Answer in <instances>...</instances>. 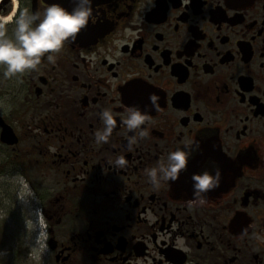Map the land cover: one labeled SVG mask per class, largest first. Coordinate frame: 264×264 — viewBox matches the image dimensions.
Segmentation results:
<instances>
[{"label":"flooded vegetation","instance_id":"flooded-vegetation-1","mask_svg":"<svg viewBox=\"0 0 264 264\" xmlns=\"http://www.w3.org/2000/svg\"><path fill=\"white\" fill-rule=\"evenodd\" d=\"M89 26L94 42L67 41L33 70L0 66V264H34L23 210L36 208L42 264H264V0H103ZM129 106L149 114L132 145ZM104 108L117 126L97 143ZM193 140L178 179L155 187L146 169ZM217 168L219 186L190 207L193 173ZM17 174L38 201L18 200Z\"/></svg>","mask_w":264,"mask_h":264},{"label":"clouds","instance_id":"clouds-1","mask_svg":"<svg viewBox=\"0 0 264 264\" xmlns=\"http://www.w3.org/2000/svg\"><path fill=\"white\" fill-rule=\"evenodd\" d=\"M74 3L75 6L71 10L59 3H53L41 12L30 11L27 7L21 8L17 0L18 15L15 10L11 14L0 12V66L4 68L5 77L37 68L45 53L58 52L67 41H75L77 34L88 25L93 14V0H74ZM150 3L154 6L155 0H150ZM9 24H14L12 35L8 34ZM47 59L54 62L52 54H49ZM149 99L152 107L158 109V96L152 94ZM126 112L127 115L122 118V123L129 130H136V134L129 138V145H132L147 135V130L141 126L148 121L149 114L136 106L127 107ZM100 118L103 128L95 132L97 143L107 142L117 126L111 108L102 109ZM193 146L199 148L196 141H187L184 147H178L168 153L166 163L161 162L158 166L146 169L151 183L159 187L162 181L178 179L181 170L186 169ZM116 164L123 166L125 158L119 156ZM11 179L19 185L18 200L22 204L27 205L32 199L37 200L23 175L17 174ZM192 180L193 199L189 201V206L203 205L206 203L205 194L219 186L221 170L217 168L215 172L204 170L193 173ZM23 211L27 212L24 216V225L25 235L29 237L30 258L35 264H41L43 255L50 248L48 220L42 208ZM5 219H7L6 213L0 210V221ZM6 254L7 250H0V256Z\"/></svg>","mask_w":264,"mask_h":264},{"label":"water","instance_id":"water-1","mask_svg":"<svg viewBox=\"0 0 264 264\" xmlns=\"http://www.w3.org/2000/svg\"><path fill=\"white\" fill-rule=\"evenodd\" d=\"M49 1H52V2H55V3H59L61 4L63 7L67 8L68 7H74L75 4H72V0H49ZM103 0H93V3H92V8L94 7V5H97L99 3H101ZM90 32H91V29H90V26H89V23L88 25L82 29L80 31V33L77 34V37L75 39V41L73 42H87L89 40V42L91 41H95V37L92 38V36L89 37L90 35ZM69 41H72V40H69Z\"/></svg>","mask_w":264,"mask_h":264},{"label":"rangeland","instance_id":"rangeland-1","mask_svg":"<svg viewBox=\"0 0 264 264\" xmlns=\"http://www.w3.org/2000/svg\"><path fill=\"white\" fill-rule=\"evenodd\" d=\"M22 263H23V261L20 260V264H22ZM23 264H24V263H23ZM34 264H35V262H34ZM41 264H42V260H41Z\"/></svg>","mask_w":264,"mask_h":264}]
</instances>
